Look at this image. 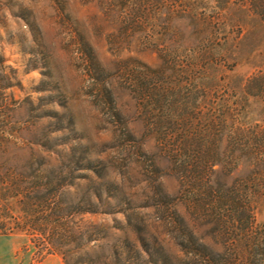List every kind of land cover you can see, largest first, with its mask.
Here are the masks:
<instances>
[{
	"label": "rangeland",
	"instance_id": "rangeland-1",
	"mask_svg": "<svg viewBox=\"0 0 264 264\" xmlns=\"http://www.w3.org/2000/svg\"><path fill=\"white\" fill-rule=\"evenodd\" d=\"M170 1L171 5L197 12L199 18L219 17L218 26L202 32L194 28L189 17L172 21L170 26L162 15L156 14L144 19L133 34L128 33L122 15L109 12L105 0H0V53L19 81L7 90L14 100L12 103L17 105L10 112L12 121L8 126L23 130L24 141L43 139L49 134L43 140L46 146H51V151H43L36 145L34 148L54 161L99 160L105 166L106 180L116 186L97 189L81 181L77 193L113 194L115 197L109 200V205H98L106 210L119 206L130 211L146 201L157 203L161 191L172 196L180 189L176 173L164 164L161 170L147 167L158 149L147 136L146 121L142 119L144 110L138 107L139 96L132 85L143 63L161 67L159 80L186 86L194 55L202 53L211 57L213 72L220 81L224 73L234 77L233 84H240L253 74H264V20L232 6L241 0ZM83 41L92 46L100 65L97 71H91ZM201 60L198 67L206 75L207 61ZM101 79L114 95L120 117L113 115L111 104L101 94L102 86L98 85ZM187 92L184 89L180 94L170 93L169 97L188 107L192 98ZM223 92V88H218L210 94V101L204 103L207 109L214 108L216 114L210 110L203 114L206 119L202 122H215V126L204 128L210 136L203 142L228 150L246 146L254 150L252 154H241L237 168L222 179L241 181L256 220L263 221L264 95L248 98L230 95L233 108L230 115H222L215 107ZM116 119L129 126L144 152L135 143L129 144L128 136L119 135ZM60 126L59 131L51 132ZM161 127L166 131L165 124ZM171 128L174 137L183 132L179 120ZM150 177H156L162 188L152 187ZM152 195L153 199H147ZM140 211L149 221L154 219L153 208ZM83 218L108 226H125L122 213L85 214ZM122 231L133 239L126 228ZM122 231L116 234L123 238L126 234ZM200 232L204 233V229ZM14 237L22 242L28 239L24 234ZM26 243L29 249L21 245L17 250L18 260L37 264L45 256L38 259L29 239ZM164 243L171 254L178 252L169 237H165Z\"/></svg>",
	"mask_w": 264,
	"mask_h": 264
},
{
	"label": "trees",
	"instance_id": "trees-1",
	"mask_svg": "<svg viewBox=\"0 0 264 264\" xmlns=\"http://www.w3.org/2000/svg\"><path fill=\"white\" fill-rule=\"evenodd\" d=\"M105 1L109 12L122 15L128 33L133 34L144 19L156 14L162 15L170 26L172 21L189 17L193 19L194 28L202 32H210L220 20L219 17L199 18L197 12L171 5L170 0ZM241 1L230 6L245 9L248 14L264 20V0ZM82 43L87 48L91 71H97L100 65L92 46L87 41ZM194 57L188 86L159 80L161 67L144 63L132 84L139 96L138 107L144 110L142 119L146 121L147 136L158 149L147 167L161 170L164 164L166 169L176 173L180 189L172 196L161 191L157 203L146 201L129 211L119 206L109 210L98 206L109 205V200L115 197L113 194L77 193L81 181L97 189L116 186L106 180L105 166L100 165L99 160L54 161L34 148L36 145L43 151H51V146H46L43 140L49 134L43 139L24 141L21 139L25 138L21 134L23 130L8 126L12 121L10 112L17 105L12 103L14 100L7 90L19 81L0 53V235L24 234L38 259L57 254L65 264H264V220H256L241 181L222 179L237 168L241 154H252L254 150L252 152L250 146L228 150L216 144H204L210 136L204 128L215 126V122H202L206 119L203 114L210 110L204 103L207 99L210 101L212 92L223 88L215 108H219L222 115H230L233 108L230 95L246 98L264 95V74H253L240 84H233L234 77L224 73L220 81L213 72L215 66L211 57L206 53ZM200 59L207 61L206 75L201 74L202 69L198 67ZM104 83L101 79L98 84L102 86L101 94H105L107 103L111 104L113 115L120 117L114 95ZM184 89L192 98V103L187 101L188 107L169 97L170 93L180 94ZM213 109L210 111L214 113ZM177 120L182 123L183 132L174 137L171 127L176 126ZM115 122L119 135L128 136V143H135L140 150L141 144L129 126L118 119ZM163 124L166 131H162ZM151 182L152 187L162 188L156 177L151 178ZM147 199H153V195ZM146 208L154 209L151 221L140 211ZM115 213L123 214L124 227L83 218L85 214ZM124 228L133 239L122 231ZM200 229H204V233ZM117 231L126 235L122 238ZM165 237L177 247L176 254L167 250Z\"/></svg>",
	"mask_w": 264,
	"mask_h": 264
},
{
	"label": "crops",
	"instance_id": "crops-1",
	"mask_svg": "<svg viewBox=\"0 0 264 264\" xmlns=\"http://www.w3.org/2000/svg\"><path fill=\"white\" fill-rule=\"evenodd\" d=\"M14 235H0V264H27L18 260L17 250L21 245L29 246L26 242L18 241ZM37 264H65L62 258L57 254L46 255Z\"/></svg>",
	"mask_w": 264,
	"mask_h": 264
}]
</instances>
